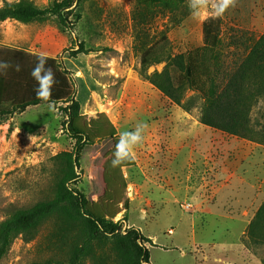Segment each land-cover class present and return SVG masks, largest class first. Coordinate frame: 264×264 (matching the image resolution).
<instances>
[{
    "label": "rangeland",
    "instance_id": "rangeland-1",
    "mask_svg": "<svg viewBox=\"0 0 264 264\" xmlns=\"http://www.w3.org/2000/svg\"><path fill=\"white\" fill-rule=\"evenodd\" d=\"M18 1L0 0V7ZM30 1L46 8L63 0ZM64 12L65 25L57 16L0 22V49L57 60L68 72L81 114H105L119 136L138 121L148 125L135 159L117 167L109 137L85 145L78 178L69 187L85 196L95 217L117 212L112 221L122 232L138 231L147 240L150 264H262L264 246L248 247L245 236L264 201V146L202 124L201 102L186 106L195 93L177 96L182 73L172 61L202 46V23L214 19L220 28L218 61L232 72L264 33V0H238L219 18L211 8L206 16H193L189 0L176 12L145 0H74ZM148 49L163 60L143 70L141 56ZM160 87L171 89L173 98ZM65 106L41 103L0 116V223L53 198L59 155L75 147ZM251 119L263 123L262 100ZM58 228L51 220L34 241L15 239L0 264L64 259L65 252L53 248ZM109 248L97 244L90 264H113Z\"/></svg>",
    "mask_w": 264,
    "mask_h": 264
},
{
    "label": "trees",
    "instance_id": "trees-1",
    "mask_svg": "<svg viewBox=\"0 0 264 264\" xmlns=\"http://www.w3.org/2000/svg\"><path fill=\"white\" fill-rule=\"evenodd\" d=\"M145 1L151 6L156 5L172 12L186 5V0ZM73 2L63 0L46 8H39L30 0L4 2L0 7V22L14 20L29 24L57 16L60 23L65 25L64 14L67 12L64 11L69 10ZM219 29L218 20L204 21L202 46L173 59L172 62L182 73L181 83L175 91L178 92L177 96L188 91L195 93L186 101V106L190 110L196 99L201 102L202 124L264 146V121L255 124L251 119L252 109L261 100L264 102V33L251 46L241 64L228 73L218 61ZM46 60V67L52 68L56 80L50 102L66 105L61 110L67 117L66 131L75 141V147L72 153L59 155L63 163L53 198L26 210H16L0 223V260L8 253L15 239L21 238L23 242L30 243L38 237L47 222L54 220L59 222V228L54 235L56 245L53 248L65 252V257L60 261L48 260L32 264H90L96 259L95 246L101 242L108 243L113 264H150L149 252L143 246L147 240L138 231L130 229L122 232L120 225L112 221L117 212L108 219L95 217L87 209L85 196L69 187L78 178L75 170L83 147L92 144L97 137H109L116 146L120 136L105 114L99 113L91 119L81 114L68 72L57 60ZM162 60V56L152 57V51L148 49L141 56V68L144 70ZM0 61L21 66L19 72L0 67V116L24 112L29 107L46 103L37 98L35 89L38 85L31 76L37 57L3 48L0 49ZM160 90L173 98L171 89L160 87ZM176 100L180 104V100ZM124 205L126 209L127 202ZM245 242L250 248L264 246V201L248 224Z\"/></svg>",
    "mask_w": 264,
    "mask_h": 264
},
{
    "label": "clouds",
    "instance_id": "clouds-1",
    "mask_svg": "<svg viewBox=\"0 0 264 264\" xmlns=\"http://www.w3.org/2000/svg\"><path fill=\"white\" fill-rule=\"evenodd\" d=\"M199 5V7H194ZM238 5V0H189V7L192 9V14L195 17L201 15H207V10L211 8L214 17H222L227 10L235 8ZM72 37L75 38L77 33L72 32ZM47 60L43 54L37 57L36 66L31 72V76L37 82L38 87L35 89V93L38 99L44 102H50L52 95V87L56 83L55 74L51 67H46ZM0 67L5 69L11 68L19 72L21 66L17 63L13 65L9 61H0ZM43 73V75H42ZM7 75V74H5ZM54 101L48 103L49 108H52ZM148 128V125L143 121H138L133 131H122L120 137L115 146L113 153V159L111 161L113 167H117L135 159V149L144 142V132Z\"/></svg>",
    "mask_w": 264,
    "mask_h": 264
}]
</instances>
